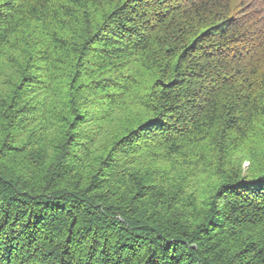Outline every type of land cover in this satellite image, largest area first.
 Wrapping results in <instances>:
<instances>
[{
    "label": "trees",
    "instance_id": "16d2710c",
    "mask_svg": "<svg viewBox=\"0 0 264 264\" xmlns=\"http://www.w3.org/2000/svg\"><path fill=\"white\" fill-rule=\"evenodd\" d=\"M0 264H264V0H0Z\"/></svg>",
    "mask_w": 264,
    "mask_h": 264
},
{
    "label": "rangeland",
    "instance_id": "374dc122",
    "mask_svg": "<svg viewBox=\"0 0 264 264\" xmlns=\"http://www.w3.org/2000/svg\"><path fill=\"white\" fill-rule=\"evenodd\" d=\"M247 164H245V166H246Z\"/></svg>",
    "mask_w": 264,
    "mask_h": 264
}]
</instances>
